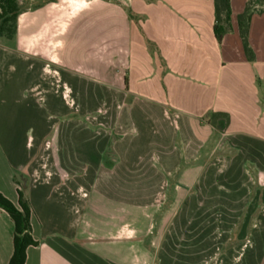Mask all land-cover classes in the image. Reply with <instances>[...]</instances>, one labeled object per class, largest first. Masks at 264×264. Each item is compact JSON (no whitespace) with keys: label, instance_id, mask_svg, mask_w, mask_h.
<instances>
[{"label":"crops","instance_id":"1","mask_svg":"<svg viewBox=\"0 0 264 264\" xmlns=\"http://www.w3.org/2000/svg\"><path fill=\"white\" fill-rule=\"evenodd\" d=\"M122 3L56 0L25 13L17 38L0 44V89L9 73L21 76V100L58 105L64 126L77 115L95 119L83 104L92 110L100 100L112 108L102 119L105 133L77 124L91 139L86 174L80 149L76 172L71 151L50 155L26 128L7 123L16 114H0V194L18 208L21 195L29 203L37 242L25 264H210L209 249L224 248L228 237L225 220L216 243L207 240L213 229L204 228L211 215L204 192L215 182L206 172L209 154L221 168L218 185L229 189L220 193L234 202L233 212L217 215L256 219L238 225L249 240L233 247L242 251L232 264H264V13L250 21L249 59L238 23L247 0H231L232 30L221 42L214 0ZM67 6L75 9L67 30L48 33ZM51 62L58 81H51ZM213 113L227 114L228 124L215 128ZM114 132L122 138L112 146ZM111 146L117 160L104 161ZM178 224L189 235L201 226L205 235L168 239ZM193 249L201 252L190 255ZM13 252L14 224L0 208V264H9ZM222 256L217 261L227 263Z\"/></svg>","mask_w":264,"mask_h":264},{"label":"rangeland","instance_id":"2","mask_svg":"<svg viewBox=\"0 0 264 264\" xmlns=\"http://www.w3.org/2000/svg\"><path fill=\"white\" fill-rule=\"evenodd\" d=\"M55 1L56 0H17L18 4L22 8L21 14L19 15L18 20H17V33L12 39H9L7 34L3 37H0V44L9 43L10 41H13L15 40V38H17V35L19 33L18 28L20 24L19 19L25 13L35 11ZM114 2L118 6L123 5L122 0H114ZM62 11H60L59 17L62 18V16H64V18H62V20L59 21L60 23L58 25H50L47 30L48 33L50 32L51 34H55L57 32L67 30L68 22L70 21V18L75 12V9L72 6H67L65 11L64 12ZM18 44H19V41L17 42V45ZM22 48L23 49L25 48L24 42L22 43ZM49 69H50L51 81H55L58 77V73H56L53 69V62L50 63ZM1 82H2L1 85L3 87L0 89V94H1L0 102L2 101L3 104L0 106V114H3V113L6 114L12 111L14 114L17 115V118L15 119L12 118V121L8 119L7 123H9V125H16L18 130L26 128L29 133L28 135L32 133V135L30 136H32L33 139L35 140V142L33 143L34 146L38 148H42L45 146L49 147L50 155L52 154V150H57L58 148L62 150L66 149L67 151L68 150L71 151L73 153L72 157L76 158V164L78 165L77 170H75L76 172L79 171L80 164L78 161L80 160V155L78 152L80 149L81 154H82L81 155L82 164L86 165L82 169V173L86 174L88 171L87 167L89 166V163L86 160L84 151L88 147L89 141L91 139L89 138V134H87V132L78 131L79 126L77 124L80 123V125L83 124V126L89 125V127L90 126L92 127L90 128L91 131H94L95 129L98 132L105 133V130L107 128H106V124L104 120L102 119H104V115L106 114L107 109L109 108L110 110L108 112H111L112 108L109 106H106L104 102L100 104V100L97 106H95V108H93L92 110H86V109H89V105L83 104L82 105L83 113L91 114L93 118L95 119H91V120L88 119V121L81 120L78 118L79 116L77 115L76 117L75 116L71 117L70 118L71 121L66 122L67 125L64 126L63 123L66 121V118H64V116L60 112H58L57 110H54L55 108H58V105L57 107H54L53 105L47 103L46 101L39 102L37 100H34V101L21 100L20 96H22V91H23L22 88L24 86V84L21 81V76H18L17 74L15 75V74L9 73L8 77L3 78ZM121 92H122L121 89L115 88L114 90L115 97H118V95L121 96ZM68 94H69V90H66L67 97H68ZM9 100H12L11 105L5 104V102H9ZM117 100H119V98H117ZM66 101L68 103L67 108L69 109L73 108L74 105L72 103V100L70 98H67ZM104 101L106 102V100ZM114 107H116V105L113 106V108ZM6 118H8L7 115L3 117V119H6ZM5 122L6 121L4 120L2 121V123H5ZM99 124L101 125L99 126ZM67 129L69 130L67 131ZM45 133L46 135H44ZM121 138H122L121 134L114 132L110 144L114 146L115 143H117V141L120 140ZM112 146L104 154V158H103L104 161L117 160V154L115 153V150ZM63 156H64V151L61 154V157ZM208 157L210 159V163H209L210 168L206 172H210V176L211 177L213 176V179H215V182L214 184L208 187L209 194H206V192H204L205 197H208L209 210L211 212V215L209 217H206L205 219L206 221L204 222V228L209 226L211 229H213L212 230L213 232L209 234L207 240H209L210 243H216L219 237L221 238V233H218V226L219 224L222 225L223 220H225V225H226L225 236L228 237L226 239L227 242L224 248L214 249L211 247L209 249L210 264H222L221 262L219 263L217 261V258L221 257L222 255L225 256L227 259L230 258L229 261H225L227 263H223V264H232L233 257L239 256L237 252L242 251L239 249H234L233 247L236 246L237 242L249 240V233L245 231L246 228L245 229L242 228V232H240L239 231L240 227H238V225L241 224V226L244 227L248 225L249 222L250 224L253 223L254 220L256 219L249 218V217H241L239 218L240 219V222H239V219L237 217L227 216L226 218H222L217 215L219 213V210L221 209H231V212H233V208H230V205L233 206L234 202L226 198V196H229V195L225 196V195H222V193H220V191H222L223 189L225 191H229V189H225L223 188V186L218 185L217 183V176L219 174L218 171L219 169H221L218 167L216 160H214V159H217V155L209 154ZM195 187H196L195 194L196 193L199 194L201 192V190H199L200 186L196 185ZM241 204H243V202H241ZM178 219H181V218L178 217ZM234 225L236 227H234ZM200 227H199V230H200ZM199 230L195 231L194 233H190L189 235L185 233L189 230H186L184 227L182 229V226L178 224L176 228L175 227L172 228L171 234L169 232L168 233L169 236L167 237L169 239L173 235V238H175L176 236L178 240H187V239L200 240L201 237L205 234H201ZM187 235H189L190 238L189 237L187 238ZM166 240L167 238L165 237L164 243H166ZM164 251L167 253L169 252V250H164ZM186 251L188 250L187 249L183 250L182 248H179L177 250L178 253L183 254L182 256L186 255L185 254ZM192 251L194 253L193 254L194 256H196L197 252H201V250L193 249L189 251L190 255H192Z\"/></svg>","mask_w":264,"mask_h":264},{"label":"trees","instance_id":"3","mask_svg":"<svg viewBox=\"0 0 264 264\" xmlns=\"http://www.w3.org/2000/svg\"><path fill=\"white\" fill-rule=\"evenodd\" d=\"M214 6V32L217 40L221 42L223 37L232 30L231 0H214ZM21 9L17 0H0V37L7 34L8 38L12 39L15 36ZM255 13H264V0H247L245 11L238 17L240 34L249 59H253V53L248 42V32L251 18ZM228 122L227 114L213 113L210 116V123L215 128H222ZM0 208L9 214L14 224V252L9 264H25L28 248L37 244L31 233L30 205L21 195L20 208H18L0 194Z\"/></svg>","mask_w":264,"mask_h":264}]
</instances>
